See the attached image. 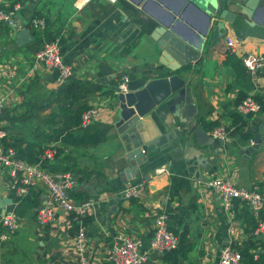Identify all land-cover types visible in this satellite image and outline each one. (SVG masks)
I'll list each match as a JSON object with an SVG mask.
<instances>
[{
  "label": "crops",
  "instance_id": "crops-1",
  "mask_svg": "<svg viewBox=\"0 0 264 264\" xmlns=\"http://www.w3.org/2000/svg\"><path fill=\"white\" fill-rule=\"evenodd\" d=\"M136 1L89 0L81 5L80 0H0L2 10L18 7L14 27L28 30L32 37L17 40L12 28L0 24V96L5 99L0 147L14 148L18 160L48 172L72 173L76 186L69 197L82 206L74 220L44 188L16 198L0 169V202L7 200L0 208V231L5 214H13L20 226L0 245V264H77L74 242L80 231L92 264H106L105 254L116 234L143 241L141 264H217L220 250L228 244L243 257L264 255V236H249L252 226L245 204L232 200L225 209L220 198L202 185L213 178H230L245 189L264 184V137L255 139L256 121L264 111L241 116L235 123L239 115L235 106L244 94L264 103V70L249 79L250 90L244 93L232 69L222 65L228 52L226 38L234 41L239 59L246 53L264 55V14L238 28L226 23L217 41L208 33L202 60L176 72L191 90L196 108L193 124L208 135L217 127L227 132L224 140L214 139L210 146L199 148L190 132L194 125L185 124L182 117L165 124L147 116L118 133L114 88L121 76L148 82L170 72L164 51L152 38L154 28L174 17L180 23L178 31L192 44L199 43L205 28V18L182 0H146L139 6ZM33 18L44 19L46 28H32ZM53 41L72 70L65 81L73 84L68 98L60 94L65 82H57V71L32 69L35 54ZM61 106L94 108L96 114L87 128L55 135L49 116ZM40 132L51 137L41 142ZM43 146L57 151L52 162L41 160ZM137 149L144 151L146 161L134 178L128 177V155ZM158 169L167 173L157 174ZM134 182H142V190L137 197L123 199L122 189ZM44 206H50L54 216L50 223L39 225L34 212ZM159 213L167 215L168 230L179 239L176 250L150 248L152 224ZM26 247L31 248L29 255L23 251Z\"/></svg>",
  "mask_w": 264,
  "mask_h": 264
},
{
  "label": "built area",
  "instance_id": "built-area-1",
  "mask_svg": "<svg viewBox=\"0 0 264 264\" xmlns=\"http://www.w3.org/2000/svg\"><path fill=\"white\" fill-rule=\"evenodd\" d=\"M89 0H80L84 5ZM117 0H109L115 3ZM18 7L13 6L10 10H0V24H5L9 28L15 26L14 15ZM30 26L36 30L46 28L45 20L33 18ZM225 44L229 53H236V46L231 38L225 39ZM244 68L250 79H254L264 70V55L258 53H246L240 57ZM45 69L58 72V83H64L71 77V67L63 63L58 43L48 42L35 54L32 69ZM129 77L121 76L115 93H127V83ZM5 107V99L0 96V112ZM236 112L245 118L256 116L261 112L260 103L248 95L236 106ZM96 114L94 108L87 109L80 117L78 128H87ZM215 140H224L227 132L224 127H217L209 133ZM253 144V141L250 142ZM144 154V151H142ZM57 151L49 146H43L40 151L42 161L52 162L56 157ZM0 169L3 170L8 179L9 189L16 198L26 195L30 189L44 188L54 204L64 212L77 219L82 211V206L74 205L69 197L70 192L76 186V178L70 172L51 173L38 166L27 164L16 158L14 148L10 146L0 147ZM157 174H166V169L156 170ZM202 185L208 191L214 192L222 201L223 207L229 209L232 200H239L248 208L251 217L255 221V227L250 231L249 236L258 239L264 236V184L254 185L250 189L239 187L230 178L206 179ZM143 188L142 182L128 183L121 191V197L130 200L137 197ZM54 216L50 206L38 207L34 212V219L37 224L44 225L52 221ZM0 245L9 240V236L19 229V222L13 214H5L1 220ZM143 241L127 234H116L112 243L106 251V264H141L143 256L140 249ZM150 248L157 252L176 250L179 245L178 237L171 233L167 227V215L159 213L155 216L152 224V235L149 241ZM87 239L85 234L80 231L74 242V250L77 256V264H92L86 254ZM217 264H242V254L240 250L232 244H228L220 250Z\"/></svg>",
  "mask_w": 264,
  "mask_h": 264
},
{
  "label": "water",
  "instance_id": "water-1",
  "mask_svg": "<svg viewBox=\"0 0 264 264\" xmlns=\"http://www.w3.org/2000/svg\"><path fill=\"white\" fill-rule=\"evenodd\" d=\"M142 1L135 3L139 6ZM151 1V0H147ZM185 5L198 11L205 18V28L198 44H192L178 31V21L171 17L169 22H161V26L154 28L152 38L158 42V46L164 51L167 70L165 77L148 82L129 80L127 93L117 94L114 99L117 103L118 133L127 131L140 119L147 116H155L161 123L169 124L174 119H184L185 124H193L196 108L192 103L190 87L176 74L178 70L189 63H199L202 60L200 53L203 50L205 38L212 34V41H217L225 31V25L230 24L234 28L247 24L260 13L264 14V0H182ZM212 29V32L210 31ZM17 40L21 37L30 38L28 30H17ZM210 31V32H209ZM255 139L258 141L264 137V114L256 121ZM194 142L199 148L210 146L213 142L200 126L194 125L190 130ZM131 168L125 170V174L134 178L138 167L145 163L146 158L140 149L128 155ZM129 177V176H128ZM7 205V200L0 202V208Z\"/></svg>",
  "mask_w": 264,
  "mask_h": 264
},
{
  "label": "trees",
  "instance_id": "trees-1",
  "mask_svg": "<svg viewBox=\"0 0 264 264\" xmlns=\"http://www.w3.org/2000/svg\"><path fill=\"white\" fill-rule=\"evenodd\" d=\"M0 10H2V9H0ZM6 27L9 28L8 26H6ZM222 65L228 66L229 68L232 69L234 76H235V82H236L237 86H239L243 90L244 93L248 92L250 90V83H249L250 78L246 72V69L244 68V66L242 64V61L239 58H237V56H235L233 53L226 52L224 54V59L222 61ZM72 83H74V82H72ZM75 83H77V82H75ZM72 85L73 84H71V83L68 84V82H65V84H63L61 86L60 94H62L66 98L70 97L69 94L72 90ZM115 88H114V90H115ZM247 96H248V93L244 94L243 97L241 98V100ZM257 101H258V99H257ZM258 102L261 105V111H264V103L261 102L260 100ZM87 109L88 108H86V107H79V108L73 110V109H69L65 106H61L58 109L56 114H51L49 116V121H50L49 124L55 125V126H53V128H51V133L55 134V135H61L67 131L72 130L75 127H78L79 122H80V117H81L82 113L84 111H86ZM57 119L60 121L54 122ZM240 121H241V116L238 115V119L235 121V123H239ZM208 126H209L210 130L213 128L212 125H208ZM40 134H41V138H42L40 140L41 142H43L44 140H49V138L51 137V135L44 134L43 132H40ZM246 209L247 210L245 212V215L248 217V219L250 221V224L252 226L251 230H252L255 227V221L251 217V214H250L247 207H246ZM263 216H264V213H263ZM178 241H179V239H178ZM5 243H2L3 246ZM256 256H257V258H255V255L248 254V253L244 257L242 255V264H264V255L259 253Z\"/></svg>",
  "mask_w": 264,
  "mask_h": 264
},
{
  "label": "rangeland",
  "instance_id": "rangeland-1",
  "mask_svg": "<svg viewBox=\"0 0 264 264\" xmlns=\"http://www.w3.org/2000/svg\"><path fill=\"white\" fill-rule=\"evenodd\" d=\"M31 248H29V247H26V248H24V253H26L27 255H29V253H30V250Z\"/></svg>",
  "mask_w": 264,
  "mask_h": 264
}]
</instances>
